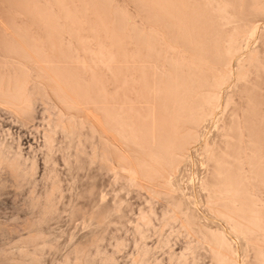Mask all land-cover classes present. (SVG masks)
Instances as JSON below:
<instances>
[{"label": "rangeland", "instance_id": "1", "mask_svg": "<svg viewBox=\"0 0 264 264\" xmlns=\"http://www.w3.org/2000/svg\"><path fill=\"white\" fill-rule=\"evenodd\" d=\"M169 1L166 0V2ZM172 1L178 2L179 9L178 5H174V3L172 5V2H169L170 5L168 3L165 5V0H0V82L4 83L3 80L6 82L9 80L10 83L11 79H16L15 82L17 80L19 82L22 80L20 77L26 81L25 79L31 78V76V82L35 81L34 78L39 82L45 79L43 71H47L48 75L44 73L48 76L46 79H49L51 71L56 70L50 78L57 80V85L61 84L58 86L61 87L60 92L62 89L63 92H59L58 95L64 94V97L62 96L64 103L61 101L63 104L60 103L62 99L58 100V97L57 101L49 98L50 103L47 102V96L42 98L44 95H41V98L36 101L37 103H34L31 113L16 110V107L5 102L8 100L2 96L3 93L0 94L5 97V99L0 97V158H6L10 164L11 162L16 163L20 168L19 174L16 175V171L11 166L0 164V254L11 252L16 259L11 264H64L69 260L73 262L78 251H82L85 255L83 264H216L212 252L214 247L212 240L206 239L197 231L188 229L186 227L188 224L181 220L174 221L169 225L164 224V215L172 208V202L168 196H158L157 194L156 196L149 189L153 185L158 187L157 184L155 186V183L149 178L153 182L151 184V181L146 179L147 176L142 172L141 180L139 179V183L142 185H131L123 172L113 168L115 167L113 164L116 162L114 160H118L119 156L121 159L124 157L126 161L129 160L127 162L138 161L139 164L136 161L132 163H136V167L141 168L139 167L140 162L147 156L144 155L143 160L139 158L148 150L154 151V145H158L160 142L162 147L166 144L170 149L169 143L174 140L175 133L173 131L175 129H171L172 118L171 114L170 116L168 114L171 113L170 110L172 111L170 107L174 106L175 108L176 104L173 105L174 101H170L172 95L169 92L167 96L170 98L167 101L166 91H169L167 88L170 84L167 86L166 79L167 82L169 81L168 83H171L170 81L173 79V83L176 78L180 80L181 76H186V78L187 75L190 76L187 79L182 78L181 81L184 79L185 82L186 80L185 84L187 85L188 80L189 86H191H188L187 89L183 88V90L187 91L191 88L187 92L190 93L193 89L195 92L193 94L191 91L190 97L187 96V92H183L186 93L187 101L192 100L190 104L196 105V102L201 100L202 91L210 92L207 90H211L210 86L213 85L212 77L221 75V70L225 69L227 56L223 44L229 38L226 35L233 34L234 29L232 27H230L232 29L230 31L225 29L226 33L224 28L227 27L222 25V21L212 18L218 13L212 12L214 10L211 9L209 13L215 14L208 15L207 12L210 11V8L208 7L207 10V6H209L206 4L207 0H203L206 7L201 0H194L196 2L193 0ZM193 3L195 4L193 5ZM175 6L177 12L174 10ZM192 8H195L193 18L191 17ZM50 13L52 18L47 16ZM239 14L243 16L242 13ZM186 16L191 17L192 20L189 18L191 21L188 22L189 19ZM49 18L53 19L56 24L55 34L51 33L54 23L49 21ZM46 19L48 25L45 24ZM191 22L194 28L191 27L192 24L189 25ZM218 22L221 23V26ZM188 25L192 28V30L189 29L191 32H188V29L185 32L186 29H183V26L188 27ZM220 27L223 32L219 29ZM216 30L221 36L214 34ZM245 37L247 39V36ZM263 37L259 42L253 40L250 42V39L244 42V45H247L244 46L245 49L248 47L252 50L258 49L260 55L262 54L257 69H252L251 74L247 77L248 82L244 81L247 84L244 85L242 82L239 88L235 87L236 90L234 83L230 82L224 88L225 91L230 92L231 90L232 93L234 91L238 93L237 95L233 93V96L236 97H234V105L232 103L233 107H230L232 113H230L231 109L223 111L225 113L223 116L222 111L217 112L216 119L222 118L218 125L211 121L210 123L206 122L205 125H202L203 128H200V130L202 129L200 132L201 134L206 132L209 135L207 137L219 140L217 133L221 124L232 122L235 129L233 130L234 127L230 124L231 130L235 132L231 131V133L234 134V138L237 137L236 140L234 139L235 144L232 149L236 151V147H240L238 150H242L241 148H244L242 145L246 142L244 152L238 151L244 154L249 143L248 140H250V143H254L253 145L257 146L260 151L259 154L263 157L264 164ZM98 46L106 49L108 51L105 50L106 53L114 54L112 56L114 57L112 61L115 59L113 65L110 64L112 62L110 60V63L106 64L107 66L110 64L111 68L110 66L106 68V65L99 63L97 66L94 64L96 68L93 70L90 66L91 69L84 66V63H89L90 58H93L92 55L97 53L96 49H103ZM92 47L94 54L90 55L93 52H90ZM173 47L177 48V50L174 48L175 52L171 49ZM245 49L235 60L241 59L247 53ZM49 52H51L50 55ZM190 55L198 57L199 61L192 58L193 61L197 60L198 68L199 64L204 63L200 66L201 70L194 69L199 72L198 75L196 71L193 73V70L187 67L190 65L193 68L195 65ZM183 57L186 58V63H179V67L182 70V65H184L182 72L185 70L186 72L180 74L182 73L178 72L180 68L177 69L178 66L174 65H177V61L179 62L181 59L184 61ZM32 58L36 60H31ZM96 58L98 57L96 56ZM96 58L94 61L97 60ZM50 60H52L53 66L57 65L58 69L56 67L55 70L53 69ZM20 61L26 63L23 64ZM32 61L34 62L32 63ZM35 61L44 65L43 68L48 67V69L40 70ZM94 61L93 63H96ZM192 62L193 64H191ZM92 64L90 62L88 65L92 66ZM174 67H177V71L174 70ZM170 69L173 71L170 74L172 78L169 77L168 70ZM175 71L181 76L177 74L175 75L179 77L174 76ZM40 72L42 75H38ZM56 72L57 74H55ZM165 72L167 75L164 77L168 76L171 80L168 77L161 80ZM27 73L30 76L26 75ZM36 73L38 77L35 75ZM192 73L195 78L192 77ZM23 74L26 75V78H24L25 75L22 76ZM199 75L201 78L197 79ZM159 76L161 79H158L165 82L163 83L165 87L162 82H160L161 85L154 84ZM177 80L176 83L180 82L179 84H181V81ZM35 83H29V86ZM144 83L145 85L150 84L149 86L153 84L154 88L151 87L152 89L157 88L156 91L160 87V94L166 90V93L161 95L165 94L167 102L161 99L164 97L160 95V99L163 101L160 103L158 93L156 94V91L154 92L150 87L146 88ZM157 83L160 84L158 81ZM4 84L8 86L7 83ZM185 84L183 87L186 88ZM193 84H198L199 87ZM79 85L83 86V90L86 89V95L81 93V91L83 92L81 87V91L78 89ZM3 86L0 84V92H2ZM31 86L30 88H34L37 87V84ZM162 87L167 88L162 89ZM195 87H197L198 95L200 93L199 97H197ZM198 89L200 90L198 91ZM239 89L242 90L239 91ZM64 90H67L66 93ZM66 94L68 97L74 98V104L77 102L79 104L75 107L70 104L69 108V103H65ZM195 94L197 98L193 96ZM99 95L102 98H99L101 97ZM42 99H45V102ZM193 99H196V102ZM103 100H105V104L102 105ZM53 102H56L55 105L60 106L61 110L65 106V110H67L65 113L69 111L71 114H77L86 110L87 113L91 112L93 115L85 112L87 115H92L91 118L86 116L90 119H86L87 123L84 122L85 119H80L79 122L76 120L77 124L82 121L86 124H76L78 131L76 135L72 136L62 128L55 127V123L61 115L60 109H57ZM167 107L170 110H167ZM63 110L61 114L64 112ZM226 115H231L235 119L230 116L231 120ZM93 116L95 119L98 118L99 122L95 120L97 122L95 123ZM149 116H151L150 119ZM167 116L169 117L167 118ZM141 119L142 121L145 119L144 124L149 122L146 123L148 126L142 124L144 128L141 127ZM151 119L157 129L160 126L159 121H164L160 122L162 125L160 128L165 125L167 129L164 130L169 131L168 135L161 132L164 131L162 129H158V131L161 130L160 132L163 134L156 131L153 125L150 127ZM166 119L170 121H167L171 126L170 130ZM91 120H93V125ZM135 121L140 125H136L139 129L133 127ZM98 123L101 127L95 125ZM94 125L98 126V129H104L100 130L102 135L108 133L100 137L101 133L95 131ZM145 127L155 131L145 130ZM142 132V137L145 136L148 140L150 136V140L141 138L140 133ZM171 132L172 134L169 135ZM133 133L137 136L131 135ZM157 133H160V136ZM162 135L168 140H165ZM158 136L161 141L158 140L156 143ZM49 137L52 138V141L49 140ZM162 137L166 141L163 145ZM135 138L147 142L144 144L142 141V144L139 141L141 143L140 147L138 146L140 154L137 152L139 143ZM239 138L243 140V143L242 140L238 141ZM169 140L170 142L167 144ZM201 141H198L197 150L194 147L193 150L191 149V161L182 164L173 176L177 186L174 187L171 194L176 199L183 198L187 202H191L200 222L213 228L212 230L218 227L226 229L225 223L219 220L218 216L216 218L214 212H211L208 207L207 193L202 189L204 180L210 177L209 173L212 169L200 152L203 144ZM152 144L153 146H151ZM160 147L155 148L156 153ZM144 148L147 151L143 150ZM160 149L164 150L165 148ZM127 150L131 153H128ZM149 154L148 158L151 154L155 155V152ZM132 157L135 159L132 160ZM260 187L258 188L260 190L257 189L254 192L264 205V186L262 189ZM152 211V224L150 227L142 226L145 234L142 236L138 228L139 225H143L142 216L145 214L151 216ZM31 235L36 236V239L28 244L26 241ZM25 242L28 244L29 254L21 255L20 250ZM43 242H47V247L43 251L37 250V244ZM190 245L197 249L194 260L188 251ZM145 246L148 251L142 257L141 254H144ZM251 252L247 257L243 256L247 258L244 259L246 262L248 261L247 264L254 262L255 255L254 252L252 254ZM181 254H186L189 260L180 262Z\"/></svg>", "mask_w": 264, "mask_h": 264}, {"label": "bare ground", "instance_id": "2", "mask_svg": "<svg viewBox=\"0 0 264 264\" xmlns=\"http://www.w3.org/2000/svg\"><path fill=\"white\" fill-rule=\"evenodd\" d=\"M167 1H169V0H167ZM202 1L203 0H201V2ZM165 2H166V0H165ZM169 2H172V5H173V3H174V5L176 4V6L178 5L177 8L179 7V4H177L178 2H173L172 0H170ZM169 2H166L165 5H167V3H168V5H170L171 3H169ZM194 2H196V1H194ZM204 2L205 1H203L202 3L204 4V7H206ZM194 4L195 3H193V5ZM197 4H198V1H197ZM206 4L209 5V6H207V10L210 8L209 9L210 11L207 12L206 8H205V11L207 13H209V12H211V9L214 10L212 12H215V13L217 12L218 13L217 15H219V16H218V18H215V16H217V15H215V16H212V18L214 17V19H217V20L220 19V22L222 21L221 23L223 26H225L227 28L229 27V29L224 28V30L225 29L227 31L232 30V29H230V27H232L234 29L233 34L228 32L229 34H231L230 36L228 34L227 35L225 34L226 36L229 37V38L225 37L227 39L225 41V44H223V45H225L224 46L225 50L224 49L223 50L226 52V56H227V60L225 58V60H226L225 69L221 70L222 71L221 75L218 74L217 76L215 75L216 77H212L213 79L211 78L214 82L211 81L213 83V85L210 86L211 90H207L210 92L207 93L206 91H202V95H200V93H199L200 97L202 96L201 100L197 101L198 102V104H197L196 99H193V101L195 100L196 105L195 104L191 105L190 102L192 100L187 101L188 98L187 97H186L187 99L185 98L186 93L183 92V91H185V90H183V88L187 89V88L191 87V86H189V81L187 80V85H186L185 84L186 80H185V82H184V79H183V81H181L182 78H186V76H181L178 74V72H182V70L184 69V65L180 64V65H182V70H181V68L179 67V63L182 62L184 64L186 58L183 57L184 61H182L183 59H181V61H179V62L177 61L179 59H177L176 60L177 65H174V66H178V68L174 67V70H176V68L177 69L180 68L181 71L179 70L178 72H176L177 71L176 70L174 73V76H176L175 74L181 76V78H179L180 80H177L178 78H176V79H174V82L172 83L173 79L171 80L172 77L170 76V74H172V72H173L172 71L173 67H172V70L170 69L171 73H170V70H168L169 71V77H171V78H169L167 76L168 79L171 80L170 81L171 83H168L169 81L167 82V79L165 81L168 84V85L167 84H165V85L169 86V84H170V86L168 88L166 87L169 91L165 90L167 92L166 97H168L167 96L168 92L172 95V99L170 97H168L167 101L170 98V101H172V100L174 101V102H172V103H174L173 105L176 104V107L174 108V106L172 107L171 105H169V103L172 104L171 102L168 103V105L172 107V108L170 107V109H172V111L167 107V110H170V112H171L168 114L169 116L171 114L170 117L172 118L171 126L172 125L173 126L171 129L172 130L175 129V131H173V133H175L174 134L175 137L173 136L174 140L171 141V143H169L170 144L169 146H171L170 149L168 146H166V144L163 147L160 144L161 143L160 142L161 140L159 138L160 133L164 132L165 134H167V132H169V131L166 132V130H164V129H167L165 127V125L162 128H160V126H162L160 122H164L165 121L164 118H163L164 121H159L160 119L158 120L159 124H160L158 129H162L164 131H161V130L158 131L157 127H155L153 124L154 122L152 123L153 120L151 119V121H150L151 123L149 126L151 127V125H153L156 128V131H158V132L161 131L160 133H157V135L159 134V136H158V139L156 141V143H157L159 140L160 143H158V145L159 144L160 145L159 146L157 144L156 145L158 147L161 146L160 148H163V149L165 148V149L161 150L159 148L160 151L158 149V152L156 153L155 150L158 147L156 145H154V147L155 148L157 147V148L156 149L154 148V151H152V152H151V150L150 151L148 150V151H149V153L155 152V155L151 154V156L148 158V156L150 154L148 153L147 149L144 148L143 150L147 151V153L146 154L141 153L142 156L139 159L142 158V160H143L144 155H146L147 158L145 157V159L143 161L140 160L141 162H140L139 167H141V168L136 167V165L139 164L138 161L135 160L137 164L132 163L134 161L133 159H135V158H133L134 156L132 157V160H133L132 162H127L129 160L126 161V159L124 157L121 159V156H119L120 158H118V160H114V162L116 161L115 163L112 161L114 163V164L113 163L112 164L115 167H113V166H111V167H113L114 169H118L119 171L123 172L124 176H126V178L128 179V182H130L131 185H142L139 183V181L141 180L140 175H142V172L147 176V177H145L146 179L147 178H148V180L151 179L155 183V186L158 185V187H154V185H153V187H150L149 189L155 195L157 194L158 196L159 195H166V197L168 196V198H170V201L172 202V204H171L172 208L169 209L166 212V214L164 215V219H163L164 224L169 225L174 221H180L181 220L183 223L186 222V224H188V225H186V227L188 229L193 230V231H197V232L201 233L202 236H204L206 239L212 240L213 244H214V247L212 248V250H213L212 252H213L214 259L216 260L215 261L216 264H247L248 261L246 262L245 260L247 259L246 257L248 254H250L249 252H251V251L254 252L253 254L255 255L253 264H264V205L262 204L261 200H259V198H257L258 196L256 197V195H257V194L255 195L256 192H254L260 186H262V187L264 186V164H263V160H262L263 157H261V155L259 154L260 151L258 150L257 146L255 147V145H253L254 143H250V140H248L249 143H248V146H246L245 153L244 154L242 153L243 155L241 153H239L238 151H241V152L243 151V149L245 148V144H247L245 142L246 140L244 141L245 144L242 145L243 140L240 138L238 139V141L242 140L241 145H242V147L244 146V148H241L242 150H238V148H240V147L237 148L236 146H234V147H236L237 152L234 151V149H232V146L235 144L234 139L237 137H235V138L233 137L234 136L233 133L235 131L233 132L231 130V125H233L232 127H234V124H231L232 122L229 124L225 123V121H226L225 118H224L225 124H221V126L219 127L220 130H218L219 132L217 133V137L219 138V140H216V139L214 140V139H211L210 137H207L209 135H207L206 132L205 133L203 132L204 135H202L203 134V133L201 134L202 129L200 130V128H203L202 125L206 122L210 123V121H211V122H213V124L215 123L218 125L219 120H221L222 118L218 119L219 118L218 117L217 118L218 120L216 119V117H217L216 113L217 112H219V111L220 112L221 111L226 112L228 109H231L230 113H232V108H230V107L232 106V103L234 105L235 102H233V101L235 100L234 97H236L235 95L233 96V93L236 95L238 93H237V91L236 92L234 91L232 93L231 90H230V92L225 91L224 88L230 82L234 83V88L235 87L239 88V85L242 82H244L245 80L247 81V77L249 74H251L252 69H254V68L257 69V66L260 62V59H261L260 57L262 54L260 55V51H258V49L252 50L249 47L247 49H245L244 46L246 47L247 45H244V42H245V40H248V39H250V42L252 40L255 42H259V40H261L262 37L264 36V0H207ZM176 6L174 8L175 11H176ZM201 6L203 7V5H201ZM194 9L192 8L191 9L192 13L191 12H189V13H191L193 15ZM189 13H187V15L190 16ZM215 13H209L208 15H210V14L213 15ZM239 13H242L243 16H240L241 14H239ZM192 15H191V17L193 18L194 15L193 16ZM197 15H200V14H197ZM47 16L52 18L51 13H50V15H47ZM189 16L188 17L186 16V17L189 19V18H191ZM45 18L48 19V17H45ZM192 18H191V20H192ZM47 19L45 20V22H46L45 24H47V22H48ZM191 20L189 19L188 22H190ZM49 21H53V19L50 20V18H49ZM52 23H54V21ZM193 23H194V20H193ZM221 23L218 22L219 26H221L220 25ZM191 24H192V22L189 25H191ZM189 25H188L189 28L187 26H186L187 28L183 26V29L184 28L186 29V30L184 29L185 32L187 31V29H188V32H191V31H189V29L193 26V24L191 25V27ZM49 26H50V24H49ZM51 26H52V24H51ZM218 27H216V29ZM52 28H54L52 32L50 29H48V30L52 34H55V32H56L55 31L56 30V24L55 23L53 24ZM192 28H194V26ZM192 28H191V30H192ZM219 29L223 32L221 27ZM217 30H216V32H214V34L216 33L217 35L221 36L220 34H218ZM227 31H226V33H227ZM188 34L190 35V33H188ZM51 36H53V35H51ZM245 36H247V39H245L246 38ZM217 37L215 38L216 41H217ZM263 39H264V37H263ZM219 40H221V39H219ZM217 43H218V41H217ZM53 48H55V47L53 46ZM99 48H103V47H99ZM174 48H176V47H173L171 49L174 50V52H175ZM243 48L245 49V52H247V53L243 57H241V59L240 58H239V60L236 59L237 60L236 61L235 58L238 57L239 54L244 52V51L242 52V50H244ZM50 49H52V48H50ZM94 49H95V47H94ZM53 50H55V49H53ZM105 50L106 49H104V48L101 50L96 49L95 52H97V53H95L96 54L95 55L93 47H92V49H90V52L93 51L92 53H90V55L94 54V55H92L93 58L92 59L90 58L91 64L95 60L96 56L98 57V58H96L97 60L94 61L96 63H93L92 66H94V64H96V66H97L98 65L97 63L106 65L113 60L114 57H112V56H114V54L106 53L107 50L106 51ZM176 50H177V48H176ZM51 52H52V50H51ZM51 52H49L48 54L50 55ZM177 52H179V51H177ZM55 53H56V51H55ZM183 56H185V55H183ZM190 56H191L190 57L191 59L196 58V57H193L192 55H190ZM193 59H192V61H193ZM31 60H36V59L32 58ZM109 60H110V62H109ZM197 60L193 61V62H195L194 64L196 65L195 68H194L195 65H193V68L190 65L187 66L188 69L191 68L193 70V73H195L194 71H196L197 69H200V66H202L204 64V63L202 65L199 64L200 66L198 68ZM37 61H35V62H37ZM24 62H21V63L24 64ZM33 62L34 61H32V63ZM90 62L87 64H85L86 63L85 62L84 66H86L87 69L91 67L93 70L96 67L95 66L92 67L91 65H88V64H90ZM114 62H115V59L110 64L113 65L112 63H114ZM175 62H173V63L175 64ZM193 62L191 64H193ZM51 63H52V60H50V64ZM198 63H200V62H198ZM201 63H202V61H201ZM36 64L39 65L38 68L40 70H45V69L47 70L48 69V67L43 68L44 65H41L40 63L38 64V62ZM110 64L108 66H110ZM32 65H34V64H32ZM40 65L42 66L43 69L41 68ZM56 66L57 65L53 66L54 70L57 68ZM108 66L106 65L105 67L107 68ZM23 67H24V65H23ZM28 67H29V64H28ZM28 67L25 69L27 70ZM111 67L112 66H110V68ZM210 68H212V67H210ZM39 69H38V71H40ZM194 69H196V70H194ZM192 70H190V71H192ZM55 71H51L52 74ZM168 71H166V72L168 73ZM190 71H189V73H190ZM221 71H220V73H221ZM44 72L46 73L47 71H43V73L40 72L38 74V75L44 74L43 78L45 77V79L43 81H39V82L36 78H34V75H33V78L35 79V81H32V82L30 81V80H32L31 79L32 76H31V78L30 77L27 78V79L30 78L28 81H27V79H25L26 81H24L23 78H21V77H20V79H22V80H20L19 82H17L18 80L15 82L16 79L15 80L11 79V81H12V82H10L11 84L8 82L9 80H7V82H6V80L2 79L4 81V83H7L8 86H5L4 83L0 82V84H2V86L4 84V86L2 87L3 90H1L2 92H0V94L3 93L2 96H5L6 99H5V97H2V96H0V97L5 99V100H8L5 102L6 103L9 102L12 106H14V108L16 107V110L18 109V111H20V112L29 111L30 113L33 111L34 103L36 101H38V99L41 98V95H44V96H42V98H44L45 96L48 97L47 102H50L51 98H52V100H56V101H57V97H58V100H59V98L62 99L64 97L63 96L64 94L58 95V93L61 91V89H60L61 87H59L58 85H61V84L57 85V83H56L57 80L55 81L54 78L53 79L50 78V77H52L51 72H48L51 75H49V79L48 78L46 79V76L48 74L46 73L47 74L46 75ZM166 72H165V74L162 75L163 76L162 79H161V76L157 77L156 83H154V84L161 85L160 82H162V84L165 83L164 81H160L159 79L165 80V78H167V77H164V75L165 76L167 75ZM183 72H186V70ZM183 72L180 74H183ZM37 73L35 75H37ZM193 73H192V77L195 78ZM197 73L199 74V72L196 71V74ZM55 74H57V72ZM24 75L25 74H23L22 76H24ZM26 75L30 76L29 73H27ZM26 75L24 78H26ZM38 75H37V77H38ZM179 76H176V77H179ZM54 77H56V75ZM188 77L190 78V76L187 75V78ZM198 77L201 78L200 75L197 76V79H199ZM17 79H19V78H17ZM40 80H42V79L40 78ZM176 80L181 81V84H179L180 82L179 83L177 82L178 83V85H177ZM157 81L160 84H158ZM28 82L30 84L37 82L34 84V85L37 84V87L36 86L34 87L36 90L34 88H30L31 85L29 86ZM58 82L60 83L59 80H58ZM183 82L187 86L186 88L183 87L184 86V84L182 85ZM175 83H176V85H175ZM172 84H174V85H172ZM191 84L192 83L190 81V85ZM246 84L244 82V85H246ZM34 85H32L31 87H33ZM149 85H145V83H144V86H146V88L147 87L148 88L150 87L151 89H152V87L154 88L153 84H151L152 87ZM193 85L194 86L197 85V87H199L198 84H196V85L193 84ZM244 85L242 84V86H244ZM163 86H164V84H163ZM80 87L82 89L83 86L79 85V87H78V89L81 91ZM164 87H162V89ZM197 87H195L196 93H197V89H196ZM62 88H64V87L62 86ZM158 88H159L158 91H156L157 88L152 89V90H154V92L156 91L155 92L156 94L158 93L157 96L159 95V98H158L159 100H161V99L165 100L166 99L165 94H164V96L161 94L166 93V92L162 91L163 93L160 94L161 89H160V87H158ZM166 88H164V89H166ZM30 89H33V90H30ZM190 89H188L187 91H189ZM85 90L86 89H84L83 92L81 91V93L83 95H86ZM193 90H191V91L194 94L195 91H193ZM199 90L200 89H198V91ZM241 90L239 89V91H241ZM64 91H65L64 93H66L67 90H64ZM187 91H185V92H187ZM191 91H190V93H191ZM62 92H63V89H62ZM62 92H60V93H62ZM187 93H188L187 96H189L190 93L189 92H187ZM67 94L65 96H67ZM156 94H154V95H156ZM160 95L163 96L164 98H162ZM171 95H169V96H171ZM199 95L197 93V97H199ZM69 96H70V94H69ZM99 96H101V95H99ZM193 96L196 97V94ZM193 96L191 95V97H193ZM160 97H161V99H160ZM99 98H102V96ZM48 99H49V101H48ZM63 100L64 99L60 100V103H62V102L64 103ZM99 100H101V99H99ZM197 100H199V99H197ZM42 101L45 102V99H42ZM104 101L105 100H103V102ZM103 102H102V105L105 104V102L104 103ZM55 103H54V105H55ZM65 103H69V105H68L69 108L71 107V105H72V107H75L77 104H79L78 102H77V104L76 103L74 104V98H72V96L65 97ZM160 103H163V101L161 100ZM192 103H194V102H192ZM58 105H60V104H58ZM55 107L57 109L58 108L60 109L59 112L61 115V117L59 116L60 118L57 119V121L55 120L56 121L55 127L56 128H62L65 132H67L69 135H72V136L76 135L77 131H78V129H77L78 127H76V124H77L76 120L79 122L82 119H85L84 122H86L87 121L86 119H88L90 116L93 115L91 112H89V113H91L92 115L91 114L87 115L89 113H87L86 110H84V111L87 114L85 112H81V111L78 112L77 114H71L69 111H68V113H65V112H67V110H65V106L63 108L64 110L62 109L64 112H62V114H61L62 110H61L60 106L57 107L55 105ZM62 107H63V105H62ZM68 107H66V108L69 109ZM105 107L107 108V105H105ZM84 109H88V108L85 107ZM82 111H83V109H82ZM87 111H89V110H87ZM224 114L225 113L223 112L222 116ZM231 115H233V114H231ZM231 115H226V116L230 117ZM169 116H167V118ZM93 117H94V119L93 118L92 119L94 120L95 123H97L96 121H98L97 120L98 118L95 119V116H93ZM146 117H147V115L144 118L146 119ZM150 117L151 116H149L148 118L150 119ZM231 117L234 118L233 116H231ZM231 117H230V119H231ZM145 119L143 120L144 122H145ZM169 119H166V122L167 121L170 122ZM234 119H233V122H235ZM88 120H90V119H88ZM93 120H91V122ZM229 120H228V122H229ZM141 121H142V119H141ZM143 121H142L141 125L143 124L144 126H146L149 123V122H146L147 124L145 123L146 124L145 125L143 123ZM166 122H165V124H166ZM80 123L83 125V124H86L87 122L83 123V121H82ZM80 123H78L77 125H79ZM91 124L93 125V122ZM99 124L100 123L95 124V125L99 126ZM134 124L135 125H133V127L134 126L135 127L140 126L138 124V122H136ZM137 124H138V126H136ZM155 124H157V123L155 122ZM95 125L93 127L94 129H96L95 131L99 132L100 130H104L102 128L98 129V126H95ZM143 125L141 127H143ZM168 125H169V123H168ZM217 125H215V126H217ZM153 126H152V129H154ZM171 126L169 125V130H170ZM99 127H101V126H99ZM146 128L147 127H145V130L150 129L151 131H155V130H152L151 128H147V129ZM138 129H139V127H138ZM234 129H235V127L233 128V130ZM145 130L143 129L144 132H146ZM139 131H142V130H139ZM151 131H150V133L152 134ZM231 131L233 133H231ZM105 132H107V131L105 130ZM100 133H101L100 134V137H101L102 131H100ZM106 134H104L102 136H105ZM134 134L135 133H133L131 135H133L135 137L136 134L135 135ZM140 134H141V138H143L142 137L143 132ZM140 134H139V136H140ZM145 134H147V132ZM161 134H163V133H161ZM170 134H172V132L169 133V135ZM146 136H148V135H146ZM134 137H133V141H134ZM149 137H148V140H150ZM164 138H165V140H168V139H166V137H164ZM164 138L162 139L163 140L162 145L164 144V142L166 143ZM143 139H146L145 136ZM249 139H251V138H249ZM49 140L52 141V138L49 137ZM136 140H138V143H139L137 145V147H138L142 143L143 140L142 141L139 139H136ZM139 141H141V143ZM198 141H201V143H203L202 146L200 145L201 146L200 152H202V154L204 155V156L202 155L204 157V160H206V162L208 163V165L212 169L211 173H209L210 177H208V179H205L206 181L204 180V184L202 185L203 186L202 189H204L207 193V199H208L207 202L209 205L208 207L211 209V212H214L213 214L216 216V218L219 217L220 218L219 220H221V221H223V223H225L226 229L225 228L221 229L218 227L217 229L212 230L213 228H209L208 225L206 226V224L200 222V220H199L200 218H199V216H197L195 208L192 207L190 204L191 202L189 203L183 198L176 199V197H174L171 194V191H173L174 187L177 186L176 181H175L176 179H174L173 176L178 172V170L182 164H184V163L186 164V162H188L190 160V157H191L190 151L193 147L195 149L197 148V144L199 145ZM238 141H236V142H238ZM168 142H170V140L167 141V144H168ZM146 143L144 142V144H146ZM136 144H137V142H136ZM238 144H239V142H238ZM151 146H153V144ZM237 146H239V145H237ZM139 147L137 148V152H138ZM142 147H145V146H142ZM166 147H168L167 148L168 150H166ZM151 148L153 149V147H151ZM139 151L141 152V150H139ZM129 152L130 151H128V153ZM238 153L241 155H239ZM199 154H201V153H199ZM101 155H103V154H101ZM103 157H104V155H103ZM103 157L101 156V158H103ZM127 159H128V157H127ZM130 161H131V159H130ZM141 163H142V166H141ZM0 164L6 165V166H11V168L16 171L15 174L16 175L19 174L20 168L16 165V163L11 162V164H10L8 162V160H6V158H0ZM142 177H144V176H142ZM152 181H151V184L153 183ZM262 187H260V188L262 189ZM177 189H178V187H177ZM258 190H260V189H258ZM152 215H153V211L151 212V216L146 215V214L142 216L143 225H139V227H138L142 236L145 235L144 231L142 230V226L150 227V225L152 224ZM229 235L231 237H228ZM35 239H36V236L31 235V237L29 239L27 238L28 241H26V242L30 243V241L32 242ZM26 242H25V245H23L21 247V250H20L21 255L29 254V251H27V249H28L27 245L29 243L26 244ZM167 242H169V240H167ZM191 246L192 245H190V248H188L189 250L188 249L187 250L192 255V258L194 260L195 259V252L197 249L195 248V246H193V247H191ZM46 247H47V242L37 244V250H39V251H43V249H45ZM145 248H147V246H145L143 248L144 254H141L142 257H144L145 252L148 251V249L146 250ZM252 252H251V254H252ZM243 256H246V257H243ZM84 257H85L84 253L82 251H78V252H76V257H75V260L73 262L69 260V261H66L64 264H83L84 263ZM14 259L15 258L13 257V254H11V252L10 253L9 252H3L0 254V264H11V262L14 261ZM188 260H189V258L186 254H181L179 256L180 262H187Z\"/></svg>", "mask_w": 264, "mask_h": 264}]
</instances>
